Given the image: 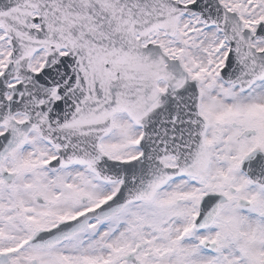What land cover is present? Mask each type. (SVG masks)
Returning <instances> with one entry per match:
<instances>
[{"label": "snow or ice", "instance_id": "6c2138e0", "mask_svg": "<svg viewBox=\"0 0 264 264\" xmlns=\"http://www.w3.org/2000/svg\"><path fill=\"white\" fill-rule=\"evenodd\" d=\"M0 264H264V0H0Z\"/></svg>", "mask_w": 264, "mask_h": 264}]
</instances>
